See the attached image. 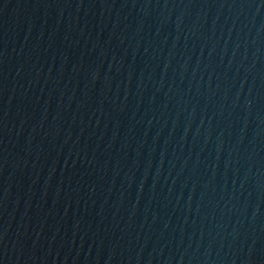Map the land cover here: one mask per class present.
<instances>
[{"label": "water", "instance_id": "obj_1", "mask_svg": "<svg viewBox=\"0 0 264 264\" xmlns=\"http://www.w3.org/2000/svg\"><path fill=\"white\" fill-rule=\"evenodd\" d=\"M0 264H264V0H0Z\"/></svg>", "mask_w": 264, "mask_h": 264}]
</instances>
